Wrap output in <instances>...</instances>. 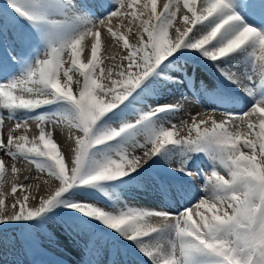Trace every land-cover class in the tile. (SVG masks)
<instances>
[{"label": "bare ground", "instance_id": "obj_1", "mask_svg": "<svg viewBox=\"0 0 264 264\" xmlns=\"http://www.w3.org/2000/svg\"><path fill=\"white\" fill-rule=\"evenodd\" d=\"M102 1L106 2L108 6H113V11L107 15H102L103 6H91L94 14L97 17L100 16L99 19L97 18L99 28L94 30V49L86 50L82 45L83 37L76 35L73 31L78 28L74 21L69 20L67 15H62L58 20L59 23H57V19H53L47 13L50 9L49 6H54L53 4L65 6L70 13V7L62 0H0V35L4 37L6 45L12 49L17 57L15 64L21 72L20 83L24 89L21 95L27 101L38 104L40 107L51 103L60 97V95L56 96L55 94L62 91L65 83L74 79V73L72 74L70 71L75 69L80 73V78H75L80 79L78 88L82 87L83 90V95L78 96L76 102L81 104L80 108H82V105H88L91 104V101H95L97 106L96 118L98 121L102 119L104 122L111 112H114L112 115L116 114L117 104L123 105L124 102L117 103L118 99L124 94L126 96L127 92L131 93V97H124L127 107H129L128 113L133 116L131 129L136 131L139 126L146 127V133L150 135L153 143L150 144L151 141L146 143L140 151L142 156L131 154V163H127V172L122 179L129 176L132 179L155 167L156 157L153 154L156 153L159 157L161 154H165L167 150L169 175L160 173L167 175L169 180L149 179L151 181H144L145 183L142 182L137 188H131V203L130 199L126 197L129 194H126L123 189L106 190V194L109 195L106 202H104L103 196H100L102 197L100 199L92 194L93 199L99 205L86 207L91 210V219L94 221L105 219L103 222L104 230L114 234L117 241L146 239L153 233L161 231L160 228L163 225L161 221L168 222V219L163 221L162 217L155 213L156 209H162L164 205L174 215L179 214L176 217L181 222L184 217L193 221L196 225L192 227L193 231L196 232L194 235L198 236V240L203 241L204 238L201 235L204 234V228L202 227L211 220L208 219L209 216L204 211L214 214L219 222L225 224L239 220L238 215L241 207L229 203L228 200H231L232 197L225 194L228 189L238 185L240 177L235 169L242 173L249 171L250 178L254 177L264 188V143L258 141L259 139H253V135L245 133L247 127L254 126L251 122L253 116H256L255 118H258L260 123L258 126H254L256 130L259 131L260 127L264 130V88L260 92H255L251 90V86L241 87L238 80L220 69L219 73L228 81L226 82L235 90L241 89L242 91L238 93H245L248 97L240 107L238 105L226 106L223 101L216 100L215 96L211 94L214 85L205 83L203 86L197 81L196 75L193 73L194 65L190 60L191 56L181 57L183 55L182 50L192 52L197 49L198 56L204 53L212 55L206 50L217 43L218 51L211 58L216 57L217 60L219 59L218 63L226 61L225 63L228 64L234 54H241L244 50L252 47L256 53L252 56L253 60L260 51H264V39L260 38L264 37V30L259 32L256 36L259 39L256 40L252 37L239 38L238 34L243 23L250 20L251 24L259 27L261 21L256 20L253 15L249 16L250 19L244 15L242 19H238V24H235L230 20L232 17H229L218 22L210 35L211 39L205 40V32L209 26H212L209 23H212L215 18L216 21L224 18L220 17L222 15L220 12L223 9L214 7L216 5L211 4L213 0H123L122 3L120 0ZM229 1L220 0L222 6L234 11L230 7L232 5ZM238 1L240 6H264V0ZM214 10L215 14H212L214 18H211L209 13ZM263 10L264 7H261L256 11L260 13ZM23 18L25 19L24 23ZM106 19L111 21L115 34L120 33L122 35L120 39H100L108 29L105 25ZM161 22L167 23V38L164 43H159L158 27ZM224 23L233 28L228 33L231 37L238 36L230 39L226 45L218 40L221 33L215 35L219 31V26L222 27ZM40 25L46 27L45 34L41 33ZM220 31H223V27ZM55 42L59 43V46H54L53 43ZM197 43L200 45L196 46ZM191 44H193V48L188 50ZM77 46V50L85 49L86 51L79 64L72 59L73 54L77 51ZM111 48L113 51L109 56L107 72L104 74V72H99L105 60L103 53ZM60 49L64 52L61 53ZM65 52L67 53L64 54ZM165 55L168 56L164 59L169 58L170 63H176L179 66L180 74L187 79L189 92L193 94L192 97L198 103L207 108L213 107L219 111H227V113L204 112L200 114L197 121L193 122L190 118L186 122L183 118L185 124L182 122L183 124H178L174 128L167 121H158V118L170 109L163 107L157 111L153 109V105L146 106L145 103H142L144 100L141 95L143 94L141 85L144 83L145 75L147 76L148 68L164 60L162 58ZM24 57L35 58L36 60L28 72H24ZM194 58L199 57L194 56ZM183 59L188 62L184 64V68H180ZM204 62L210 63V61ZM165 63L169 64V62ZM188 63L189 66H187ZM236 67L233 66L232 69H236ZM260 67L264 71V61L262 60ZM239 72L245 74L242 68L239 69ZM158 78L165 80L160 76ZM254 79H256L255 82L258 80L257 78ZM166 84L170 86L169 83ZM89 86L92 87V91H90ZM146 87H149L146 90L153 91V85H146ZM75 88L77 89V86ZM28 90L43 93L34 99L28 96ZM259 96L261 101H259ZM180 100L181 102H177V106L171 108L184 117H188L189 113L192 117V112H195L196 108L191 97H188V100L184 98ZM173 101H176V98ZM257 102L261 105L262 110H257L255 107ZM134 106L137 107V110ZM34 108V110L37 109L35 113L29 114V111L25 110L19 115L20 138L17 141L30 150L42 152L45 150L42 144L49 145L50 143L43 138L40 130L43 129L44 125L50 126L49 120L51 117H56V114L52 112L51 116L48 115L51 112L49 109ZM210 110L212 108H209ZM244 111L247 113L245 114ZM82 121V125L85 126L83 141L86 142L87 139H90L93 145L96 144V141L92 140V133L98 132L99 123L95 122L94 119L88 126V115L85 112H83ZM154 122H157L156 126L151 125ZM206 130L210 131L212 139L215 138L212 143L211 141L207 142ZM49 131L51 132V130ZM114 134H116L114 138L119 139L121 135L119 131L113 132ZM113 135L103 136L101 139H106V143H113L115 141ZM257 135L260 139L264 138L263 131L257 132ZM57 136L63 142L68 163L75 162L78 145L74 142L72 146L59 133ZM188 137L191 138L186 141ZM26 141L34 143V147L33 145L29 146ZM52 148L50 146V149ZM248 153L254 155L253 160L248 156ZM51 155L56 157L55 152H52ZM22 157L23 154H16L12 158L13 162H8L0 173V184L3 183L0 185L2 186L0 188V226L13 225L16 221H11L10 217L13 215L17 217L20 215H38L56 210L52 197L43 201L30 199L23 203H13L14 200H18L19 196L17 191L11 194L10 185L15 186L17 173L22 174L26 171L24 167L15 168L14 160L19 161ZM28 163L26 165H29ZM251 166L256 168L255 172H251ZM161 169L166 171L165 168ZM102 173L105 176L109 174L114 176L117 172L110 169ZM6 176L8 180L5 178ZM100 177L102 176L100 175ZM118 179L120 178L118 177ZM88 181L95 184L93 180L89 179ZM199 181L203 187H199ZM99 187L100 190L105 189L103 186ZM122 203L129 204L130 209L126 210L122 207ZM67 205L69 204L67 203ZM67 211H69L68 208ZM181 211L184 212L182 215L180 214ZM207 229L211 232L209 228ZM192 242L191 240L185 246V250L191 251V256L189 259L187 258L186 263L199 264L201 262L199 256L202 254L199 253L198 248L193 246ZM131 245L133 246L130 249L131 254L135 249L140 250L136 244ZM53 256L52 261L58 264H69V261L63 256L57 254ZM112 256L110 263L115 261L114 264H121L115 260L114 253ZM173 260L179 264L177 259L174 258Z\"/></svg>", "mask_w": 264, "mask_h": 264}, {"label": "rangeland", "instance_id": "obj_2", "mask_svg": "<svg viewBox=\"0 0 264 264\" xmlns=\"http://www.w3.org/2000/svg\"><path fill=\"white\" fill-rule=\"evenodd\" d=\"M122 1L120 0V3ZM62 2L70 7V13L65 6L53 4L54 6H49L50 9L47 11L49 16L57 19V23H59L58 20H60L62 15H67L69 20L76 23L78 28L73 31L76 35L83 37V47L86 50L94 49V30L99 28L97 18L100 16L97 17L94 14L91 6H103L102 15L111 13L113 6H108L102 0H62ZM211 4H215L216 6L214 7L223 9L220 12L222 15L219 16L224 18L217 21L215 18L212 23H209L212 26H209L205 32V40L211 39L210 35L213 32V28L222 20L232 17L230 19L231 22L238 24V19L231 14L230 9L221 5L220 0H213ZM116 7L119 8V6ZM245 7L256 20L261 21L262 26L264 24V10L262 13L256 10L264 6ZM210 14L211 18H214L212 14H215V10L210 12ZM24 22L25 19L23 18ZM105 25L108 29L100 39L115 38L116 40L122 37L120 33L115 34V29L110 20L106 19ZM166 26L167 23L161 22L158 27L159 43H164L167 38ZM40 28L41 33L45 34L44 30L46 27L40 25ZM221 28L219 26V31L215 35L221 33L218 40L223 42L224 45L230 39L238 37H231L228 34L233 29L232 27L225 26L222 32L220 31ZM257 29H259L257 25L251 24L249 20L240 27L239 38L252 37V39L256 40L258 38L256 36L259 34ZM260 38L264 39V37ZM58 44L57 42L53 43L54 46H59ZM216 44L206 50L212 55L204 53L198 56L197 49L192 52L182 50L183 55L181 57L191 56L189 57L193 62V73L196 75L197 81L203 86H205V83L211 86L220 84L226 89L232 90L233 88L227 83L228 81L219 73V70L222 69L238 80L241 87L251 86V90L255 92L262 91L264 88V71L260 67V61H264V51H260L259 55L257 54L252 60V56L256 53H254V48L249 47L250 49L244 50L241 54H234L228 64L225 63L226 61L218 63L219 59L217 60L216 57L211 58L218 51ZM198 45L200 43L196 44V46ZM77 48L78 46L76 50ZM191 48H193V44L188 50H191ZM85 49L75 51L72 57L73 61L79 64L86 53ZM60 50L61 53L64 52V50ZM112 51L113 49L111 48L103 53L105 60L99 72H104V74L107 72V65L110 61L109 56ZM167 56L165 55L162 59ZM194 56L199 58L196 59ZM169 60V58L161 60L148 68L147 76L145 75L146 78L143 85H141L143 89L141 90L143 93L141 95L144 100L142 103H145L146 106L153 105V109L157 111L163 107L170 109L167 113H163L158 118V121H167L174 128L178 124H183L182 122L185 124V121H189L190 118L193 122L197 121L200 114L204 112L214 113L217 111L219 113H227V111H219L213 107H209L212 108L209 111V108L198 103L194 97H191V99L193 104H195L196 111L192 112V117L190 113L188 117H184L181 113L172 109L177 106V102H181V98L188 100L190 96L183 88L186 86V79L180 74L179 66L176 63H170ZM16 61L17 57L12 49L6 45L4 37L0 35V173L8 162H13L12 158L16 154H23V157L20 158L21 161L14 160L15 168L24 167L26 171L22 174L17 173L15 186L13 184L10 185L11 194L17 191L19 196L18 200H14L13 203H23L30 199H41L43 201L52 197L56 210L38 215H20L19 217L13 215L10 217L11 221L16 220L13 225L0 226V264H58L52 261L53 255L56 254L63 256L64 259L69 261V264H114L115 261L110 263L113 253L115 260H118L121 264H176L173 260L174 258L177 259L174 255L175 249L180 245L186 249L185 246L191 240L193 241V246L198 248L200 250L199 253L202 254L199 256L201 261L199 264H264V188L254 177L250 178L249 175L251 174L249 171L242 173L237 169L235 171L240 177L238 185L225 192L226 195L232 197L231 200H228L229 203H232L233 206L239 205L241 207L237 222L229 220L230 222L225 224L224 222H219L214 214L204 211L209 216L208 219L211 220L206 226L202 227L204 228V234L201 235L204 238L202 241L198 240V236L194 235L196 232L192 229L195 225L193 221L184 217L181 222L176 217L179 214L174 215L163 205L162 209H156L155 212L162 217L163 221L168 219V222L165 223L161 221L163 225H161L160 232L153 233L146 239L117 241L114 234L104 230L103 222L105 219H99L98 221L91 219V210L86 207L88 205H99L93 199L92 194L100 199H102L100 196H103V200L106 202V198H109L106 190H112L113 188L123 189L126 194H129L126 197L130 199L131 203V188H137L144 181L169 180L167 176L169 175L167 150L165 154H161L159 157L156 153L153 154L156 157L154 169L151 168L132 179L131 176L122 179L125 172H127V163H131V154H140L142 156L140 151L145 147L146 143L149 141H151L150 144L153 143L150 135L146 133V127L139 126L136 131L131 129L133 116L128 113L129 107H127L128 105L124 98L131 97V93L127 92L126 96L124 94L118 99L117 103H124L123 105L117 104L118 106L115 108L116 114L112 115L114 112H111L104 122L102 119L98 121L95 101H91V104L88 105H82V108H80L81 104L76 102L77 97L83 95V90L82 87L78 88L80 79H75L80 78V73L72 69L70 73H74V79L68 80L62 91L55 94L56 96L60 95V97L40 107V105L29 102L22 97L21 93L24 89L20 83L21 72L17 69ZM23 61L24 72H28L29 68L33 67L36 62L35 58L28 59L27 57H24ZM204 61H210V63H205ZM165 62H169V64ZM186 62L188 61L183 59L180 68H183ZM231 66L237 67L232 69ZM240 68L245 74L239 72ZM159 76L165 80H160ZM254 78L258 80L255 82L256 79ZM166 83H169L170 86ZM146 85H153V88L151 87L153 91L146 90L149 88ZM76 86L77 89L75 88ZM237 86L239 87V85ZM89 89L90 91L93 90L91 86H89ZM35 93L39 94L35 95ZM42 93L28 90V96L34 99L38 98ZM89 98L92 97L89 96ZM121 98L123 99L120 101ZM175 98L176 101H173ZM259 101H261L260 96ZM34 107L49 109L51 112L48 115L51 116L52 112L56 114V117H51L49 120L50 126L44 125L43 129L40 130L43 138L50 143L49 145L42 144L43 149H45L42 152L30 150L20 145L17 141L20 138L19 115L25 110L29 111V114L35 113L37 109L34 110ZM255 107L257 110H262L258 102L255 103ZM134 108L137 110V107L134 106ZM83 112L88 115V126L94 119L95 122L99 123L98 132L92 133V140L96 141L94 145L90 139H87L86 142L83 141L82 136L83 131H85V126L82 125ZM244 113L246 114L247 111H244ZM253 117L251 122L256 127L260 123L258 118H255L256 116ZM183 118H185V121ZM156 124L157 122H154L151 125L156 126ZM254 126L247 127L245 133L253 135V139H259L258 141L264 143V138L260 139L257 135V132L263 131L264 133V130L260 127L259 131H257ZM116 131L121 134L119 139L114 138L116 134L113 135V132ZM58 133L63 135L72 146L74 142L78 145L75 162L68 163V157L63 142L57 136ZM112 135L115 140L113 143H106V139H101L103 136ZM190 138L188 137L186 141ZM206 138L207 142L211 141V143L215 140V138L212 139L210 136V131H207ZM26 142L29 146L33 145L34 147V143ZM50 146L53 148L50 149ZM52 152L56 153L57 158L51 155ZM248 156L253 160L254 155L252 153H248ZM25 162H29V165H26ZM161 168H165L166 171H162ZM110 169L116 170L117 173L114 176L112 174L105 176L102 173ZM250 170L255 172L256 168L251 166ZM5 178L8 180L7 176ZM89 179L95 181V184L88 181ZM0 185H3V183ZM89 185L92 186L90 187ZM98 185L103 186L105 189L100 190ZM198 185L203 187L200 181ZM121 205L126 210L130 209L129 204L122 203ZM67 208L69 211H67ZM167 209L170 212L169 214ZM183 213L181 211L180 214L182 215ZM192 233L193 235H191ZM131 244H136L140 249L139 251L135 249L132 252V254H135L134 256L131 254L130 249L133 247ZM188 256L189 259L191 251H189Z\"/></svg>", "mask_w": 264, "mask_h": 264}, {"label": "trees", "instance_id": "obj_3", "mask_svg": "<svg viewBox=\"0 0 264 264\" xmlns=\"http://www.w3.org/2000/svg\"><path fill=\"white\" fill-rule=\"evenodd\" d=\"M256 257V256H255ZM256 259H258L257 257H256Z\"/></svg>", "mask_w": 264, "mask_h": 264}]
</instances>
